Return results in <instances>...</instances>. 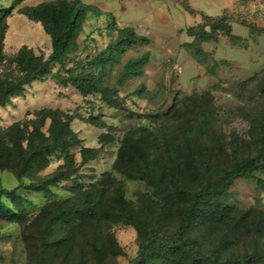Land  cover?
Listing matches in <instances>:
<instances>
[{"label":"rangeland","instance_id":"obj_1","mask_svg":"<svg viewBox=\"0 0 264 264\" xmlns=\"http://www.w3.org/2000/svg\"><path fill=\"white\" fill-rule=\"evenodd\" d=\"M13 1L0 0V9ZM44 1L55 0H20L7 17L3 49L6 57H13L23 45L36 54L48 56L51 52V38L43 25L20 12L24 6ZM82 1L96 5L105 13L88 16L79 37L81 57L98 53L116 37V30L108 27L111 20L106 13L109 12L114 15L115 26L133 27L149 41L135 44L120 62L109 63L100 72L90 64L79 67V71L96 72L102 85L116 92L118 106L107 104L99 94L84 97L72 86L61 85L55 74L64 72L58 64L53 65L52 75L35 80L26 86L22 95L0 106V123L4 126L32 119L44 107L67 111L77 116L71 127L81 141L71 150L74 162L69 164L68 180L60 182L49 195H28L26 219H0V264H38L35 238L38 225L33 222L34 217L46 203L74 196L79 185L96 192L103 207L116 211L121 207L116 200L120 183L129 206L149 225L174 227L178 220L177 207L185 198H173L170 211L161 212L164 194L145 180L130 178L124 173L132 169L128 158L131 146L126 143V135L132 130L142 129L134 133V141L169 137L181 142L180 131L186 119L194 114L195 106L214 109L208 132L196 126L193 129L195 165L189 164L182 155L179 180L188 190L197 188L208 177L217 176L237 160L255 155L264 145V0ZM215 19L239 38L233 42L219 30L214 40L196 42L186 32L189 26ZM193 41V48L208 54L204 62L190 52L187 43ZM146 52L149 60L141 74H122L127 60ZM2 69L0 66V72ZM143 87L146 91L140 92ZM90 114L98 120L86 122L84 118ZM49 123L50 120L45 129ZM211 131L219 135L225 152L217 148ZM82 147L99 148V153L96 158L82 162ZM64 164L65 159L54 157L41 175ZM259 177L264 179V171L239 177L228 187L225 199L236 205L238 212L228 224L202 229L206 249L226 231L232 239L228 253L243 255L255 250L264 253V185ZM167 183L171 191L178 187L171 174ZM17 184L12 172L0 170V187L12 188ZM99 229L106 244L102 264H129L136 257L140 241L136 225L104 218ZM76 246L75 242L73 257L78 252ZM92 264H96L95 259Z\"/></svg>","mask_w":264,"mask_h":264},{"label":"trees","instance_id":"obj_2","mask_svg":"<svg viewBox=\"0 0 264 264\" xmlns=\"http://www.w3.org/2000/svg\"><path fill=\"white\" fill-rule=\"evenodd\" d=\"M19 1L15 0L8 7L0 9V66L3 68L0 72V106L22 95L26 86L35 80L52 75L54 64H58L64 72L55 74L61 85L72 86L84 97L99 94L107 104L120 105L116 92L103 86L96 72L79 71V67L90 64L100 72L107 64L120 62L127 50L139 42H148V38L137 34L133 27L115 26L114 15L109 12L106 13L111 20L108 27L116 30V37L98 53L81 57L79 37L88 16H99L105 12L82 0L44 1L24 6L20 12L43 25L51 38V52L48 56L36 54L32 48L23 45L13 57L8 58L3 50L7 17ZM219 30L228 34L233 42L239 38L219 19L189 26L186 32L196 42H208L216 38ZM194 41L187 43V46L196 59L204 62L208 54L200 48H193ZM148 60L147 52L127 60L122 74H141ZM70 62L73 64L69 65ZM139 91L145 92L146 89L143 87ZM195 108L194 114L186 119L180 131L181 142L169 137L134 141V133H139L141 128L126 135V143L131 146L128 158L132 169L124 173L130 178L145 180L161 195L164 194L161 212L170 211L173 198H185L183 204L177 207L178 220L173 228L149 225L138 211L129 206L120 183L116 189V200L121 207L116 211L103 207L96 192L82 189L79 185L74 196L46 203L34 217L33 222L38 225L35 235L38 264H92L94 259L96 264H102L106 258V244L99 223L104 218L137 226L140 233L138 253L129 264H264L263 252L255 250L243 255L228 253L232 241L230 232L225 231L208 249L202 239L205 226L218 228L235 218L238 208L225 199L227 189L239 177L264 171V145L257 149L255 155L237 160L217 176L208 177L197 188L188 190L179 180L182 177V155L189 164L195 165L193 129L196 126L200 131L208 132L214 118V109L197 105ZM76 117L60 108L44 107L27 121H17L7 126L0 123V170L12 172L18 180V184L12 188L0 187V219H26L30 202L28 195H49L60 182L70 178L69 164L74 162L71 150L81 142L71 127ZM48 120L50 123L45 129ZM84 120L94 123L98 118L90 114ZM210 136L217 148L225 152L219 135L211 131ZM80 152L81 161L88 162L97 157L99 148L82 147ZM54 157L65 159L66 166L61 165L51 173L41 175ZM169 174L178 183L173 191L167 189ZM259 180L264 185V179L259 177ZM75 242L78 252L73 257Z\"/></svg>","mask_w":264,"mask_h":264}]
</instances>
